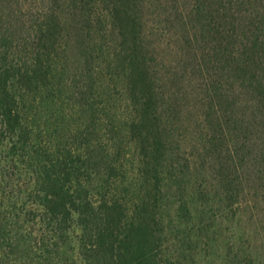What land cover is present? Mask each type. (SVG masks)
Instances as JSON below:
<instances>
[{
    "label": "rangeland",
    "instance_id": "obj_1",
    "mask_svg": "<svg viewBox=\"0 0 264 264\" xmlns=\"http://www.w3.org/2000/svg\"><path fill=\"white\" fill-rule=\"evenodd\" d=\"M121 1L0 0V55L7 44L20 45L15 60L34 59L26 64L33 79L19 85L27 90L24 116L53 145L84 133L94 155L106 151L104 158L97 154L100 165L90 166L91 193L122 207L140 252L160 248L148 264H264V125L248 140L225 129L227 100L211 91L213 64L192 16L197 0L129 3L158 93L160 119L143 132L157 128L164 135L167 154L159 165L145 134L135 130L129 72L116 61L133 48L124 39ZM234 82L224 83L232 120L250 122L254 111L264 121V110L251 109L252 95ZM210 101L215 130L206 115ZM215 133L223 134L222 147L210 145ZM102 255L99 262L110 264L111 254ZM59 257L79 259L74 246ZM30 258L21 245L0 264H31Z\"/></svg>",
    "mask_w": 264,
    "mask_h": 264
},
{
    "label": "trees",
    "instance_id": "obj_2",
    "mask_svg": "<svg viewBox=\"0 0 264 264\" xmlns=\"http://www.w3.org/2000/svg\"><path fill=\"white\" fill-rule=\"evenodd\" d=\"M130 1H121V13L127 29L124 41L131 40L133 48L126 49V55L120 51L116 61L129 72L138 114L135 130L141 134V130L152 125V120L159 121V101L153 73L140 47L143 37ZM211 2L218 7L213 9ZM192 16L203 30L200 38L204 42L206 61L213 64L211 91L227 100V107L222 111L225 129L235 137L248 140L263 127L264 121L258 120L254 111L250 122L233 121L224 83H229L231 88L232 78L234 85L240 82L252 95L256 106L251 109L264 110V0H197ZM21 52L20 45L13 48L7 44L0 55V260L9 259L24 245L32 257L31 264H102L99 261L103 253L111 254L110 264L153 261L155 251L160 248L140 252L131 243V232L123 224L122 207L103 197L98 201L91 193L90 166L100 165L97 154L104 158L106 151L98 150L94 155L89 137L84 133L64 146L53 145L42 140V127L33 126L31 119L24 116L26 94L23 92L27 90L19 85L33 79L29 76L31 68L26 64L34 59L20 57L17 62L15 55ZM212 101L206 115L215 130L217 117ZM149 132L150 137L143 133L150 143L152 163L159 165L167 154L164 135L157 128ZM222 136L215 133L209 139L210 145L222 147L225 140ZM81 147L87 148L88 155L81 153ZM158 175L156 170L157 182ZM24 177L28 178L26 183H22ZM23 184L27 186L26 198ZM72 246L78 251L79 263L74 257L71 261L68 258L60 261V254ZM131 254L135 256L128 260Z\"/></svg>",
    "mask_w": 264,
    "mask_h": 264
}]
</instances>
